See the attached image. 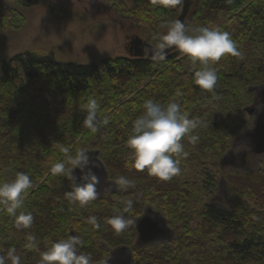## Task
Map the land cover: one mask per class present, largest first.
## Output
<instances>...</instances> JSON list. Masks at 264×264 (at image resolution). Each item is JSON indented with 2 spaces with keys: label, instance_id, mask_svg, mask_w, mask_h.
Instances as JSON below:
<instances>
[{
  "label": "trees",
  "instance_id": "trees-1",
  "mask_svg": "<svg viewBox=\"0 0 264 264\" xmlns=\"http://www.w3.org/2000/svg\"><path fill=\"white\" fill-rule=\"evenodd\" d=\"M9 1L28 8L37 0ZM110 1L118 13L136 17L152 32L159 31L164 18L174 12L170 0H136L134 9L122 0ZM192 7L186 26L227 31L243 53V59L226 55L213 65L218 77L213 91L195 83L200 65L175 51L163 61L115 57L90 64L58 63L24 52L0 63V165L14 171L12 180L18 172L32 180L18 210L31 212L30 228L17 226L15 218L0 208V256L6 264H11L7 254L12 249L20 264H40L42 252L70 236L81 238L79 250L91 254L92 264H103L122 246L131 250L132 264H264V191L261 196L254 192L264 170L229 175L232 189L221 200L216 198L217 179L208 166L212 158L214 166L223 159L235 139L249 129L238 87L248 85L246 96H254L251 88L264 85V54L258 53L264 50V0H193ZM0 10L4 12L0 28L19 27L22 16L6 1L0 0ZM89 98L99 105L96 133L83 126ZM148 99L162 106L179 103L190 118L202 121L193 133L199 137L196 144L187 137L182 140L188 154L180 158V175L168 181L136 170L126 144ZM208 101L213 105L204 115L201 107ZM83 145L87 151L100 152L107 182L116 185L123 175L133 187L121 191L116 185V191L86 206L71 203L66 193L72 182L53 176L50 169ZM0 182H6L2 170ZM129 199L133 207L126 215L137 222L152 207L166 219L173 239L139 248L136 222L116 233L108 221L123 213ZM90 216L97 218L99 227L88 222Z\"/></svg>",
  "mask_w": 264,
  "mask_h": 264
},
{
  "label": "clouds",
  "instance_id": "clouds-1",
  "mask_svg": "<svg viewBox=\"0 0 264 264\" xmlns=\"http://www.w3.org/2000/svg\"><path fill=\"white\" fill-rule=\"evenodd\" d=\"M181 0H170V3L179 4ZM179 50L193 64H199L200 70L195 72V83L203 90L213 91L217 82V71L213 65L222 57L231 55L243 59V53L239 50L236 41L227 31L218 28L212 29L207 26L188 27L177 19L167 25L166 33L159 39L156 45L145 48L146 57L150 55L151 60L163 61L170 50ZM99 105L95 98H89L84 105L86 117L83 126L92 133L99 129L101 121L98 119ZM103 123H107L105 118ZM202 121L198 118H190L181 105L170 102L167 106L152 99L143 104V113L133 122L131 133L126 144L132 151L133 167L144 171L162 181L171 180L180 175L181 157L187 156L182 140L187 137L194 145L199 137L194 131L200 127ZM65 153L68 149L62 148ZM96 167L95 161H91L88 151L80 148L75 155H68L65 161L54 163L51 166L53 176H63L72 182V188L66 193V198L73 204L86 206L97 199L99 193L97 185L99 179L92 171ZM79 168L82 176L81 183H76L74 170ZM116 185L121 191L133 187L132 181L126 176H119ZM32 187L31 177L18 172L11 182H0V208H3L10 216L15 218L17 226L30 228L33 223L31 212H19L28 190ZM123 213L112 216L108 223L116 233L126 230L134 221L126 213L133 207L131 199L124 202ZM88 222L94 227H99L95 216L88 217ZM29 241L34 237L29 236ZM83 241L78 236H70L54 242L50 248L41 253L40 264H92L91 254H85L79 249ZM31 248L33 245H26ZM11 264H20V257L12 249L7 254ZM0 264H6V258L0 256ZM103 264H108L104 261Z\"/></svg>",
  "mask_w": 264,
  "mask_h": 264
},
{
  "label": "rangeland",
  "instance_id": "rangeland-1",
  "mask_svg": "<svg viewBox=\"0 0 264 264\" xmlns=\"http://www.w3.org/2000/svg\"><path fill=\"white\" fill-rule=\"evenodd\" d=\"M3 1H6L11 9L22 16V22L19 27L0 28V63L18 54L30 52L37 57H52L58 63L77 62L81 64H90L106 58L130 57L126 47L134 36H139L155 46L166 33L167 25L179 17L184 2L181 0L179 4L173 5L174 12L164 18L159 31L152 32L142 26L136 17L114 10L110 0H37L33 6L28 8L16 7L9 0ZM122 1L128 9L135 8L136 0ZM192 11L193 7H191L188 18ZM2 13H4L3 10H0V15ZM12 19L19 24L18 20ZM176 52L179 50H175ZM258 53L263 55L264 50ZM248 88V85L241 83L237 90L240 95L244 96L245 107L254 104V96H246ZM212 105V101H208L201 107L204 115L207 114L206 109ZM245 118L248 121V128H252L253 119L247 113ZM75 142L78 144L80 139ZM248 142L247 137L237 139L223 159H217L215 166L212 164L215 163L214 158L209 162L208 166L217 179L216 198L224 200L228 197L229 190L232 189L228 183L229 175H242L260 169L264 170V154L253 155L247 147ZM80 148L86 149L85 145ZM89 167L92 165L90 164ZM0 170L6 182H10L15 175L14 171L5 166L0 165ZM187 170L188 168L186 172ZM92 171L97 177L99 176L95 173L94 167ZM98 179V197L117 190L116 186L100 181L99 177ZM186 179L189 177L185 176L184 180ZM262 182L264 178L258 180L254 191L259 196L264 191L261 189ZM250 183L249 180L246 184L240 185L239 191ZM217 244L215 242L213 246Z\"/></svg>",
  "mask_w": 264,
  "mask_h": 264
},
{
  "label": "water",
  "instance_id": "water-1",
  "mask_svg": "<svg viewBox=\"0 0 264 264\" xmlns=\"http://www.w3.org/2000/svg\"><path fill=\"white\" fill-rule=\"evenodd\" d=\"M192 5L193 0H184L182 11L177 19L185 23ZM151 45L145 39L134 36L129 43L130 57L151 60V53H149L148 57L144 54L145 48H150ZM152 46L154 47V45ZM175 50H170L169 54ZM250 92H254V104L246 107L244 112L253 119L252 128L242 132L235 141L247 137L249 141L247 147H249L250 152L255 156H261L264 154V85L253 87ZM99 154V151H88L90 159L95 161L97 165L94 167V171L99 174L100 181L109 183L107 182L106 170L99 160ZM74 175L76 183H81L80 177L82 174L79 168L74 170ZM110 184L116 186L113 183ZM135 230L137 232L136 246L139 248L157 242L170 241L174 237V232L168 227L166 219L152 207H147L144 214L138 218ZM132 260L131 250L128 247L122 246L114 249L107 261L108 264H132Z\"/></svg>",
  "mask_w": 264,
  "mask_h": 264
},
{
  "label": "flooded vegetation",
  "instance_id": "flooded-vegetation-1",
  "mask_svg": "<svg viewBox=\"0 0 264 264\" xmlns=\"http://www.w3.org/2000/svg\"><path fill=\"white\" fill-rule=\"evenodd\" d=\"M127 49H128V52H129V49H130V46H129V44L127 45V47H126Z\"/></svg>",
  "mask_w": 264,
  "mask_h": 264
},
{
  "label": "bare ground",
  "instance_id": "bare-ground-1",
  "mask_svg": "<svg viewBox=\"0 0 264 264\" xmlns=\"http://www.w3.org/2000/svg\"><path fill=\"white\" fill-rule=\"evenodd\" d=\"M182 11V10H181Z\"/></svg>",
  "mask_w": 264,
  "mask_h": 264
}]
</instances>
